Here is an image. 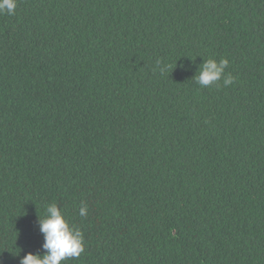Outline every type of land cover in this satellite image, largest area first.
<instances>
[{"label":"trees","instance_id":"trees-1","mask_svg":"<svg viewBox=\"0 0 264 264\" xmlns=\"http://www.w3.org/2000/svg\"><path fill=\"white\" fill-rule=\"evenodd\" d=\"M209 58L233 84L195 83ZM51 203L85 241L62 264H264V0L0 15V264L42 252Z\"/></svg>","mask_w":264,"mask_h":264},{"label":"clouds","instance_id":"clouds-1","mask_svg":"<svg viewBox=\"0 0 264 264\" xmlns=\"http://www.w3.org/2000/svg\"><path fill=\"white\" fill-rule=\"evenodd\" d=\"M16 8L17 0H0V15H15ZM228 64L227 58H220L218 61L212 58L203 59L193 80L202 87H208L223 77V85L228 87L235 80L231 73L227 76L224 75ZM170 67V65L162 64L160 60H157L154 70H158L161 75H164ZM179 67L184 70L183 65ZM87 213L88 208L82 202L79 215L86 217ZM39 227L44 240L42 252L26 254L20 260V264H62L68 259L79 258L84 252L85 241L82 231L67 222L57 204L46 205L44 217H39Z\"/></svg>","mask_w":264,"mask_h":264}]
</instances>
